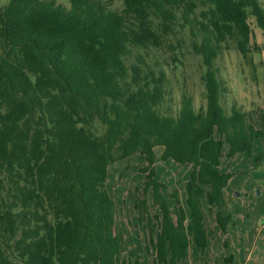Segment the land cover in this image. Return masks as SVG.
Returning <instances> with one entry per match:
<instances>
[{"label":"trees","instance_id":"1","mask_svg":"<svg viewBox=\"0 0 264 264\" xmlns=\"http://www.w3.org/2000/svg\"><path fill=\"white\" fill-rule=\"evenodd\" d=\"M249 17L264 31L260 0H122L120 9L110 0H9L0 7V105L9 107L0 119V229L17 235L11 250L0 241V264H140L106 188L107 165L134 154L144 157L146 181L133 206L147 212L151 190L159 211L157 224L149 219L153 264H189L192 245L203 255V198L225 235L234 216L225 209L231 173L221 171V158L250 156L254 140L264 141L243 107L223 106L227 86L216 65L230 44L247 57ZM183 41L200 58L205 102L196 108L182 92L173 111L169 74L181 63L173 43ZM94 117L106 126L102 152L86 130ZM156 146L162 161L192 167L185 203L177 190L169 194L174 213L156 178ZM222 243L226 250V237Z\"/></svg>","mask_w":264,"mask_h":264},{"label":"rangeland","instance_id":"2","mask_svg":"<svg viewBox=\"0 0 264 264\" xmlns=\"http://www.w3.org/2000/svg\"><path fill=\"white\" fill-rule=\"evenodd\" d=\"M8 1L0 0V7ZM55 1L69 6V0ZM110 1L113 7L121 8L122 0ZM260 2L264 7V0ZM249 25L253 31L247 57L243 58L233 44H230V48L224 50L216 60L220 75L227 86V92L221 102L227 111L233 104L243 107L248 113L249 120L256 127L264 129V31L256 25L253 17H249ZM173 44L181 63L176 62L178 65L176 76L169 74L171 91L168 96L171 100L168 103L174 111L180 105L181 93L185 92L193 97L197 108L205 102L202 96L200 58L191 52L188 41L180 42V45ZM168 53L172 54L170 51ZM8 108L7 104L0 105V119ZM86 130L102 152L106 135L105 124L94 117L90 125L86 126ZM224 147L226 154L228 149L226 145ZM154 150L156 178L165 184L162 192L168 200L171 212L174 213L175 199L169 194L177 190L181 203H185V185L192 167L191 164L182 165L172 159L162 161L160 159L162 147L156 146ZM144 165V157L140 154L107 165L106 188L114 199L116 220L122 228L126 245L137 249L140 254V264H153L149 219L157 224L156 215L159 211L152 203L151 190L145 193L147 212L140 213L133 206L135 199L144 197L143 185L146 178L140 171ZM220 169L231 173L223 193L225 209L233 214L234 223L227 227L226 236L222 235L215 223L216 208L209 206L203 198L207 248L202 256H197L198 250L192 245L189 249L188 262L189 264H264V141L262 139L254 141L250 156L243 152L232 157L223 156ZM260 226L261 228L257 230ZM155 231L156 229L153 234ZM16 236L15 233L3 232L0 229V241L9 250ZM224 237L227 239L226 250L222 243ZM227 252L233 255L230 263L223 261Z\"/></svg>","mask_w":264,"mask_h":264},{"label":"crops","instance_id":"3","mask_svg":"<svg viewBox=\"0 0 264 264\" xmlns=\"http://www.w3.org/2000/svg\"><path fill=\"white\" fill-rule=\"evenodd\" d=\"M254 141H255V140H254ZM224 148H225V147H224ZM224 148H223V153H224ZM226 148L228 149V146H227ZM235 155H236V154H235ZM224 156H225V155H224ZM233 156H234V155H233ZM263 224H264V223H263ZM263 224H262V225H263ZM262 225H261V226H262ZM261 226L258 227L257 230H259V228H261ZM227 230H228V229H227ZM257 233H258V232H256V234H257ZM254 237H255V236H254Z\"/></svg>","mask_w":264,"mask_h":264}]
</instances>
